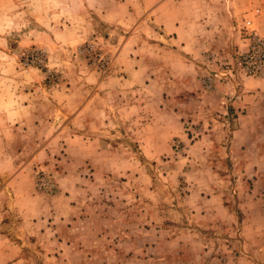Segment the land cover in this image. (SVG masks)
<instances>
[{
    "label": "rangeland",
    "instance_id": "obj_1",
    "mask_svg": "<svg viewBox=\"0 0 264 264\" xmlns=\"http://www.w3.org/2000/svg\"><path fill=\"white\" fill-rule=\"evenodd\" d=\"M183 1L0 0V205L19 254L6 264H264V124L232 138L235 82L254 77L236 54L245 20L264 35L259 10L197 80L174 40L141 76L122 69L132 33L171 22L183 39ZM31 196L54 208L25 219Z\"/></svg>",
    "mask_w": 264,
    "mask_h": 264
},
{
    "label": "crops",
    "instance_id": "obj_2",
    "mask_svg": "<svg viewBox=\"0 0 264 264\" xmlns=\"http://www.w3.org/2000/svg\"><path fill=\"white\" fill-rule=\"evenodd\" d=\"M254 8L259 10L255 16L254 25L260 33H264V0L183 1V39L180 34L181 25L171 22H165L163 26L158 27L162 32L158 33V37L148 35L149 38H141L140 34L135 36L132 33L123 39L118 51L122 59V69L127 71L128 78L133 75L141 76L147 71L143 72L145 67H141L147 59L146 55L148 53L155 55L154 51L157 50L159 56L164 58L163 53L168 51L167 46L161 45V43L174 40L180 42V47L183 50V55L176 54L175 56V59H183V76L185 79H196L202 73L207 50L223 54L226 48L233 47L235 49L237 47L234 45H238V47L242 45L238 27L242 19L249 17ZM140 27L144 26L140 25ZM225 28L226 32L223 30ZM235 83L240 94L233 105L239 107L241 113L238 115V126L233 131L232 138L234 143L239 144L246 137L248 131L255 129V125L264 124V77H243ZM183 89L189 90L192 89V86L187 82L183 84ZM216 91H220L219 87ZM216 91L213 93L219 96ZM185 122L186 120H183V138L188 136L184 132L185 129H188L184 126ZM41 200L43 198H34L33 196L25 198V209L20 211L22 215L24 214L25 219L35 218L37 215L42 218L54 208L52 202H48L50 206L47 207L39 202ZM2 209L0 205V264H6L18 261L19 254L3 228L5 210Z\"/></svg>",
    "mask_w": 264,
    "mask_h": 264
},
{
    "label": "built area",
    "instance_id": "obj_3",
    "mask_svg": "<svg viewBox=\"0 0 264 264\" xmlns=\"http://www.w3.org/2000/svg\"><path fill=\"white\" fill-rule=\"evenodd\" d=\"M250 23L244 22L245 48L237 52V62L244 75L264 77V35L257 33Z\"/></svg>",
    "mask_w": 264,
    "mask_h": 264
}]
</instances>
